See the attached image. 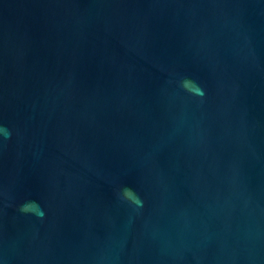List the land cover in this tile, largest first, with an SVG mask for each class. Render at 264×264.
I'll list each match as a JSON object with an SVG mask.
<instances>
[{"label":"water","instance_id":"water-1","mask_svg":"<svg viewBox=\"0 0 264 264\" xmlns=\"http://www.w3.org/2000/svg\"><path fill=\"white\" fill-rule=\"evenodd\" d=\"M0 264H264V0H0Z\"/></svg>","mask_w":264,"mask_h":264},{"label":"clouds","instance_id":"clouds-1","mask_svg":"<svg viewBox=\"0 0 264 264\" xmlns=\"http://www.w3.org/2000/svg\"><path fill=\"white\" fill-rule=\"evenodd\" d=\"M185 87L187 88L188 85L185 84ZM124 195H125L126 198L133 199L132 193L130 191H128V190L125 191ZM133 202H138V201L133 200ZM22 210H25V209H22Z\"/></svg>","mask_w":264,"mask_h":264}]
</instances>
